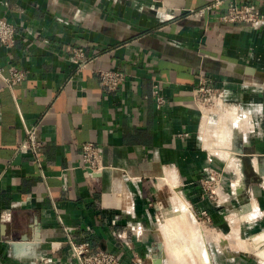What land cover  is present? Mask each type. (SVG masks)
Instances as JSON below:
<instances>
[{
    "label": "crops",
    "instance_id": "obj_1",
    "mask_svg": "<svg viewBox=\"0 0 264 264\" xmlns=\"http://www.w3.org/2000/svg\"><path fill=\"white\" fill-rule=\"evenodd\" d=\"M243 3L264 12V0H0V16L20 29L15 45L0 43V264H77L70 238L122 264H153L162 242L168 264L169 224L155 221L170 197L182 214L191 210L180 198L189 200L194 219L208 211L221 231L234 213L245 231L264 235V26L219 20ZM72 46L86 49L82 71ZM13 68L26 78L10 87ZM99 69L127 78L108 92ZM202 82L239 110L227 153L241 189L228 188L225 208L202 192L205 167H218L200 137ZM31 127L42 142L36 154L19 150ZM86 142L102 149L94 175L82 167Z\"/></svg>",
    "mask_w": 264,
    "mask_h": 264
},
{
    "label": "built area",
    "instance_id": "obj_2",
    "mask_svg": "<svg viewBox=\"0 0 264 264\" xmlns=\"http://www.w3.org/2000/svg\"><path fill=\"white\" fill-rule=\"evenodd\" d=\"M212 6L200 9L199 13L204 14ZM219 20L226 24H246L251 26H264V12L262 9L254 3H243V4H232L228 9L220 14ZM20 34V29L11 21L0 16V43L8 47L15 45L17 38ZM72 54V61L77 65V70L82 71L87 67V53L83 46H72L69 48ZM1 69V68H0ZM95 73L99 77L102 87L108 92L117 91L127 78V73L118 69H99ZM26 78L25 71L19 68H13L10 76L5 77L7 83L11 86L22 82ZM164 87L160 83H155L152 88V96L156 102L159 109H162L167 105V98L164 95ZM194 99L198 107L204 113V103L208 100L218 102L219 100L224 103V105L230 104L228 101L225 91L219 87H215L206 82L200 83L198 87L194 90ZM221 104V103H219ZM234 106V105H233ZM231 109V108H230ZM243 111V112H242ZM242 113H247V110L242 109ZM234 112L239 113V110L234 106ZM246 115H243V117ZM203 129V127H202ZM202 129L200 131V137L203 140ZM42 142L37 138V127H31L27 129L26 139L22 142L19 150L22 152L32 151L34 154L37 153ZM82 155V167L89 175H94L104 169L102 163V149L99 145L94 142H86L81 148ZM227 150V148H226ZM208 161L213 163L214 160H221L224 164L223 172L228 174L229 169H227V161L220 158L221 150L212 151L207 148ZM230 153V152H229ZM232 154V153H230ZM226 166V167H225ZM219 167L208 165L205 167L204 171L206 176L202 179V183L207 182L215 183V190H212V194H216L218 203H231V197L228 188L234 189V182L230 180L227 176L223 179L221 173L217 170ZM231 173V170H230ZM228 186V187H227ZM204 215L210 216L207 211L201 212ZM211 219V217H209ZM72 250V257L76 260L77 264H122L121 258L107 250L95 249L90 241L78 242L70 238L68 241ZM138 263H142L139 260Z\"/></svg>",
    "mask_w": 264,
    "mask_h": 264
},
{
    "label": "rangeland",
    "instance_id": "obj_3",
    "mask_svg": "<svg viewBox=\"0 0 264 264\" xmlns=\"http://www.w3.org/2000/svg\"><path fill=\"white\" fill-rule=\"evenodd\" d=\"M216 101L218 102L207 100L204 103L205 122L202 134L204 137L203 139L207 144V148L212 151H223L224 153L221 152L219 156L221 159H224V155H229L226 148L230 141L229 135L232 134V124L236 122L238 114L234 112L233 105H224L223 102L219 100ZM214 161H216V164H218L217 166L220 168V170L218 169L217 171L221 173V177L224 179L227 176L232 180L234 182V189L237 190V185H235L239 180V174L237 173L239 168L235 167V163L237 162L230 163L231 166H234L233 168H230L233 170V172H231L232 174L230 172L225 174L222 170L223 165H219L221 160L215 159ZM205 183L206 184H203L201 181L203 196L206 199L210 200L212 203L214 202L215 205L224 208L229 205L228 203L223 202L222 204H219L216 194H212V190L216 189L215 183H211V181L207 182L206 179ZM164 188L168 189V192L170 191V194L172 195L173 192L172 189H169V186L166 185ZM169 199V203L164 201L165 203L161 202L159 204L158 217L155 221L157 229L162 227L161 225L165 222L171 226L178 225L179 227L178 232L174 230L175 232L169 235L170 239L168 237L166 239L169 251L168 264H206V262H209L204 256L203 249L200 247L201 244H199V242H192V235L194 236V234H192V229L197 228V226H200L205 232L204 236L206 241L204 238V245H206L212 254L213 264H264L261 262L262 260L258 255L251 251L252 233H249L247 229L246 231L244 230L241 220H239L238 216L234 213L231 217L233 220V222L231 221V225H223L221 231L213 224L211 219H209L210 216L208 217L201 213V218H192L190 212L193 208L191 204H189V200L187 201L183 196H181L180 199L187 205L188 210H191L186 211L184 214L179 210V202L177 200L174 202L171 197Z\"/></svg>",
    "mask_w": 264,
    "mask_h": 264
},
{
    "label": "bare ground",
    "instance_id": "obj_4",
    "mask_svg": "<svg viewBox=\"0 0 264 264\" xmlns=\"http://www.w3.org/2000/svg\"><path fill=\"white\" fill-rule=\"evenodd\" d=\"M224 159H226L229 163H232L234 162L235 160L233 159V156L232 155H227V156H223ZM223 160V159H222ZM234 167V166H232ZM168 176V175H167ZM241 183V182H240ZM242 184V183H241ZM238 187H237V190H240L241 189V185L240 184H237ZM174 186H177L176 185V181H175V184ZM174 189V188H173ZM177 191V190H176ZM175 192V191H174ZM178 199V198H177ZM176 199V200H177ZM175 201V197L173 199ZM186 206V205H185ZM187 206L184 207V210H187ZM241 211V210H240ZM245 211H247V208L245 209ZM245 213V212H244ZM242 213V214H244ZM188 216V215H187ZM179 217V216H178ZM252 218V217H251ZM188 221V220H187ZM166 230L167 232L169 233V235H171L173 232H175L174 230H176V232H178V225H175V226H171V225H166ZM182 228V227H181ZM190 232V231H189ZM185 233V232H184ZM192 234H194V236L192 235V242L193 243H198L201 244V248L203 249V253H204V256L206 258V260H208L209 262L206 264H212V255L209 251V249L206 247V245H204V234L205 232L203 231V229L200 227V226H197V228H193L192 229ZM170 239V238H169ZM186 240V239H185ZM205 241H206V238H205ZM183 242V241H182ZM251 242V241H250ZM28 244V243H27ZM206 244V243H205ZM261 244V245H260ZM260 246V248H258ZM29 246H27L28 248ZM31 247V246H30ZM29 247V248H30ZM252 248V252L256 253L258 255V257L264 261V235L263 234H259V235H255L252 237V246H250ZM179 254H182V253H179ZM255 254V255H256ZM180 256V255H179ZM180 258V257H179ZM204 258V257H203ZM178 260V259H177Z\"/></svg>",
    "mask_w": 264,
    "mask_h": 264
},
{
    "label": "water",
    "instance_id": "obj_5",
    "mask_svg": "<svg viewBox=\"0 0 264 264\" xmlns=\"http://www.w3.org/2000/svg\"><path fill=\"white\" fill-rule=\"evenodd\" d=\"M158 253L154 256L153 264H164V248L163 243L158 244Z\"/></svg>",
    "mask_w": 264,
    "mask_h": 264
}]
</instances>
